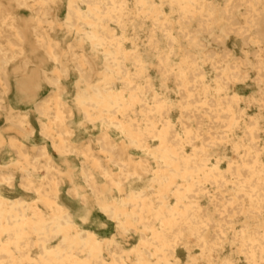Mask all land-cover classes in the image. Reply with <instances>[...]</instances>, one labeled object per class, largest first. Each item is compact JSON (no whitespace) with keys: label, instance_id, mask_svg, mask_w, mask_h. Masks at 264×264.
Wrapping results in <instances>:
<instances>
[{"label":"bare ground","instance_id":"6f19581e","mask_svg":"<svg viewBox=\"0 0 264 264\" xmlns=\"http://www.w3.org/2000/svg\"><path fill=\"white\" fill-rule=\"evenodd\" d=\"M57 3L0 0V116L16 134L0 141V184L36 194L0 191V264H181L193 246L191 264H264V0H62L64 16ZM26 43L41 50L24 52ZM29 63L30 78L41 73L50 89H67L60 74L70 69L97 74L73 82L84 85L77 116L67 120L60 93L50 106L45 86H20ZM250 82L255 94L237 88ZM62 165L69 192L82 182L112 229L56 200ZM114 191L121 201L106 199ZM137 230L138 245L125 249Z\"/></svg>","mask_w":264,"mask_h":264},{"label":"rangeland","instance_id":"374dc122","mask_svg":"<svg viewBox=\"0 0 264 264\" xmlns=\"http://www.w3.org/2000/svg\"><path fill=\"white\" fill-rule=\"evenodd\" d=\"M60 1L62 0H57V4H56V9L58 11V14L59 16H64L67 9L64 5H62L60 3ZM164 9L166 10L167 12V15L169 16H174V13L172 11H170V6L165 4L164 5ZM25 13H30L32 12L29 8H25L24 9ZM241 11H243V6L242 5H238L236 6V9H235V13H237L238 16H241ZM51 31V34L53 35H57L59 36L61 39L63 40H66V39H69L72 35L69 34V32H64V33H59V32H56L55 29H52L50 30ZM62 32V31H61ZM206 41L207 43L211 44V45H214V43L210 40L209 37H206ZM228 41L229 43L235 48L236 50V54H242V51L240 50L241 48V39L239 36H235V35H229V38H228ZM64 44V41L61 43V45L63 46ZM28 46H30V48H27ZM24 48V52H29L30 50L31 51H34V52H37V51H40L41 50V46L38 45V44H30V43H26L24 44V46H22ZM215 47V46H214ZM26 58L29 60V58L27 57L26 55ZM102 58V55L98 56V61H100ZM25 59V57H24ZM24 59H20L17 61V64H21V62H23ZM57 63L56 62H50L49 63V66H48V69H50L51 73H56L57 69ZM34 66H32V64H27L25 66V68L21 71V77L17 76L16 78V81L20 84V86H25L27 87V84H30L31 87L35 86L34 84L38 83L39 86H45L44 90L46 93H50L47 97H48V103L50 104V106H54V100L52 99V96L55 95V93H60V97L65 101L67 102L66 106L65 107V115L67 120H72V117L74 115H78L77 114V104H76V95H80V94H83L81 93V89L84 88V85H83V82L79 83L78 86H81L80 88H78L76 85L73 84L74 81H77L78 79H81V78H85L87 80L88 77H91L92 79H95L97 77V74L94 75H89V74H81L80 72H78L77 70H73V69H70V74L68 77L65 76L64 73L60 74L61 78L63 80H65V82L67 83L68 85V88L65 89V88H61V89H57V88H54V89H50V85L44 83L45 80H43V77L41 75V73H38L35 78H30V76L28 75L29 73V70H33ZM212 73V70L208 69V74L210 75ZM250 75H252L253 77V71L250 70ZM34 79V80H33ZM83 81V80H81ZM41 83H43L42 85H40ZM83 87V88H82ZM237 88L242 91L245 95L247 94H255L256 92V87H255V84L253 82H250L248 83L247 85H243L241 83H238L237 85ZM85 90V89H84ZM11 93V91H10ZM173 99V102H177V99H175V97L172 98ZM69 105H70V108L72 109V116H69ZM246 111H251L253 113L256 112V106H250V107H245ZM51 111H53V109H51ZM52 114V112H51ZM50 114V115H51ZM27 116L32 119L33 123L35 124L36 126V130H38V124H37V121L38 119L36 117H38L39 115L35 112H31V113H27ZM43 115H40V117H42ZM177 117V115L174 114V118ZM263 120V123H264V115H262V118ZM90 121H87V125H89ZM85 123V124H86ZM5 124H7L5 126ZM9 125V122L8 121H2L1 120V116H0V141L2 140H5L6 137L8 136H15V130L13 131V127L12 126H8ZM36 134H35V138L36 140L35 141H38V145L41 144L42 142L46 141L47 142V138H42L43 136H41L39 134L38 131H36ZM93 134H96L95 132V129L92 130ZM75 136V134H74ZM73 135L71 136L72 138L74 137ZM3 138V139H1ZM82 138V137H81ZM115 138H116V142H119L120 139H119V135H115ZM33 139L34 138H31L30 139V143L33 144ZM91 139V140H90ZM89 139V141H91V144L93 146L94 149H96V141L91 137ZM87 141V138H84L82 140H79L78 142H76L77 144H81L83 142ZM1 143V142H0ZM4 147H0V161L4 162L6 161V158L7 156H4L5 155V151L3 150ZM34 151V150H33ZM32 151V152H33ZM138 153V152H137ZM139 154H142L144 155V153H141L139 152ZM67 155H69L70 157L73 156L72 153H67ZM147 156V155H145ZM43 156L41 155L39 157L40 160H35L36 164L40 166V164L44 161ZM75 163V162H74ZM72 167H76V163L71 165ZM110 167L114 168V170H117V166L116 164H110ZM64 170V171H62ZM18 173H21L22 171L20 169H17ZM68 173H69V170H67V168L62 165L60 167V170L57 171V173L55 174V176H58L59 177V182H58V188L59 190L57 191L58 193V198L56 199L58 202H62V203H65L66 205L70 206V207H73V208H76L78 210L79 213L83 214L84 216H86L87 218L91 219V217H93V213L94 212H99L100 215L104 216L105 218L106 215L104 213V211L102 210L101 208V205L100 203L96 202L95 199H92L90 198L89 196V191L85 188H83L82 186L83 183L82 182H78L79 180H77V190H78V193L76 194H73V192H69V189L74 186L72 184H70V181L68 180ZM71 176V175H70ZM30 177L31 179L33 180L34 184H38L40 183V180L42 179V169L41 167L38 168V169H34V171L31 172L30 174ZM97 178L99 181H102V177L99 173H97ZM75 180V179H74ZM76 181V180H75ZM6 190H10L12 191L11 193L8 192V193H4V191ZM0 191L2 193V196L5 197V198H8L10 197V195H18V196H21L23 198H25L27 201L29 202H32L36 199V194L33 192V191H30L29 189H26L25 187H21V186H18V185H14V186H10V187H4L3 183L0 184ZM81 194H85V196L81 197ZM106 199H111V200H116V201H121L122 197H120L118 194H116V192H112V195L111 193L109 194V196L106 198ZM93 205H95V208L92 207ZM41 207L47 209L46 205H44L43 203H41L40 205ZM99 219V217H97ZM101 220V219H100ZM103 221V220H102ZM144 234H148L147 230L145 231H142ZM128 236H125L124 239H125V242L123 243V246L125 249L127 250H132L134 249L137 245H138V240L140 238V234L139 231H129L128 232ZM198 248L196 246H193L192 247V255L188 256L186 253L182 252V253H179V260H180V263L181 264H191L188 262V260H190L191 256L193 255H196L198 253ZM33 253H35V251H33ZM106 259H108V255H105L104 256Z\"/></svg>","mask_w":264,"mask_h":264},{"label":"snow or ice","instance_id":"6c2138e0","mask_svg":"<svg viewBox=\"0 0 264 264\" xmlns=\"http://www.w3.org/2000/svg\"><path fill=\"white\" fill-rule=\"evenodd\" d=\"M92 207L95 208V205H93ZM97 217H99V219L103 220V221L107 224V227H108L109 229H112V228H113V222H112L111 220L106 219L104 216L100 215L99 212H94V213H93V218L95 219V218H97ZM125 231H128V230L125 229Z\"/></svg>","mask_w":264,"mask_h":264}]
</instances>
